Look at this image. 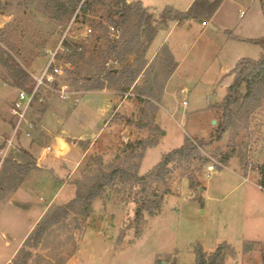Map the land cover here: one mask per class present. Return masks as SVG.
Listing matches in <instances>:
<instances>
[{
	"label": "rangeland",
	"instance_id": "rangeland-1",
	"mask_svg": "<svg viewBox=\"0 0 264 264\" xmlns=\"http://www.w3.org/2000/svg\"><path fill=\"white\" fill-rule=\"evenodd\" d=\"M31 1L0 0V47L33 80L32 76L41 73L46 63L44 50L56 47L63 34L58 23L42 13L41 4ZM263 1L224 0L211 22L217 31L210 26L200 27L193 20L188 37L182 36L180 27L173 33L170 44L181 67L170 80L169 94L162 103L155 86L154 95H142L148 83L154 84L144 73L143 81L130 87L124 80L107 84L106 89L112 93L89 91L95 82H88L87 78L97 77L100 66L82 62L65 80L68 99L43 90L30 113L35 124L32 144L43 158L39 169L31 171L34 180L22 181L25 191L18 193L17 200L26 202L28 194H32L39 204L47 205L60 180L75 168L77 171L67 180L71 184L77 180L90 184L101 168L108 171L124 166L132 155L127 144L144 142L145 147L137 149L132 163L140 162L139 173L145 175L164 155L181 148L187 137L207 142L216 137L222 112L214 106L228 94L234 82L233 70L240 60H258L264 53L260 45L252 42L264 38ZM156 6L158 11L165 7ZM109 12L107 6L94 5L85 23L79 19L70 28L68 40L74 44L90 42L93 36L102 35L99 26L109 24ZM88 28L93 30L90 41L84 38ZM120 33L110 30L112 38ZM132 60L133 57L129 62ZM71 66L73 71L75 65ZM3 76L8 77V71L0 56L1 140L9 137L12 122L7 117L8 109L20 90ZM31 79L27 89L32 87ZM163 80L161 71L159 83ZM124 87L130 90L124 93ZM141 95L142 99L138 98ZM121 100L129 102L130 107L120 106L115 111ZM111 115V123L106 124ZM47 147L52 150L47 152ZM233 149L237 152L223 166L216 155L220 157ZM202 154L210 158L209 164L201 167L195 162L192 168L174 167L166 185L152 182L145 191L132 184L111 187L94 201L90 217H79V221L72 217L44 239L36 252L37 263L196 264L195 247L213 253L227 243L230 249L225 264H264V191L259 186V167L264 161V101L251 117L249 129L241 127L238 135L227 132ZM241 156L249 162L247 172ZM94 157H101L102 162H93ZM14 164L11 160L0 161V186L15 185L14 180L8 181L14 173L23 175L24 169L14 172ZM193 170L204 188L201 193L200 187L190 188ZM75 196L76 188L66 185L56 205H64ZM147 197L154 201L152 205H158L154 215L142 207V198ZM28 218L33 219L12 206L3 211L0 263L22 240L31 225ZM250 242L254 244L247 245ZM20 248H16L14 258Z\"/></svg>",
	"mask_w": 264,
	"mask_h": 264
},
{
	"label": "trees",
	"instance_id": "trees-1",
	"mask_svg": "<svg viewBox=\"0 0 264 264\" xmlns=\"http://www.w3.org/2000/svg\"><path fill=\"white\" fill-rule=\"evenodd\" d=\"M223 1L195 0L186 12L168 6L159 14L144 7L141 2L127 4L126 0H114V3L108 4L106 0H32L31 4H41L42 13L58 23L61 35L70 23H72V27L79 19H82L81 22L85 23L94 5L100 4L109 7L110 12L107 18L109 24L99 26L104 32L102 35L93 36L90 42L83 40L74 44L70 40L65 41L68 52L61 56V60L64 64L75 65L73 71L66 70V80L79 67L81 62L95 67L100 66L97 77L87 78L88 82H95L88 89L89 91H101L109 88L107 84L122 80L130 87L144 73L150 76L149 80L152 79L154 84L150 85L148 83L141 91L142 95H154L155 86L159 91L158 98H161L164 84L175 70L177 63L169 48L165 46L149 65L147 52L157 33L160 30H167L172 22L208 21L217 12ZM112 28L121 32L120 36L112 38L110 36ZM252 42L260 45L264 50V38ZM0 56L3 67L7 68L8 71V77L3 76L4 80H12L13 86L31 91L34 81L25 73L23 68L1 47ZM131 57H133V60L129 62ZM112 60L118 61L120 68L107 69L105 64ZM161 71L164 73V80L159 83ZM233 75L234 82L229 87L228 94L221 104L214 106L222 112L216 137H212L209 142L187 137L181 148L164 155L162 160L145 175L139 173L140 162L137 164L132 163L137 149L140 146L145 147L144 142L127 144L126 147L131 149L132 155L125 160L124 166H116L108 171L101 168L100 174L90 184H82L78 180L72 183L76 187L75 198L65 205L52 206L28 236L17 256L9 264H38L36 252L40 249L44 239L56 227L66 223L72 217L78 221L79 217H90L93 213L94 201L103 194H107L106 191L111 187H115L117 184H132L142 187L145 191L146 186L152 182L166 185L174 167L175 169H182L187 165L188 168H192L195 162H199L201 167L209 164L210 158L203 156L202 151L204 152L212 147L215 142H220L227 132L235 131L238 135L241 127L244 130L249 129L251 117L262 107L264 101V53L258 60L247 58L240 60L233 70ZM29 79H31L30 82L32 81V87L27 89ZM129 87H124L122 91L124 93L128 92ZM147 90L149 91L147 92ZM142 95L138 98H141ZM141 99L139 101H142ZM11 122L14 126V122ZM3 147L4 145L0 144V150ZM236 152V149H233L231 153L220 157L219 154L215 155L220 159L219 161L223 166H227ZM240 158L244 162L245 172H247L249 162L245 161L243 156ZM92 160L93 162H102L101 157H94ZM198 170L200 171L201 168ZM195 171L193 170L191 176H189L191 189L201 187ZM259 174V186L264 191V161L259 167ZM167 193H171L170 188L167 189ZM153 196L157 197V193L154 192ZM153 202L149 197L142 198V207L149 211L150 215H154V210L158 209L157 204H155L156 206L152 205ZM80 224L77 225L80 226ZM76 228L78 229V226ZM253 244L250 242L247 245ZM227 249H230V245L227 243L220 245L213 253L206 252L202 247H195L196 264H225L228 256ZM156 264H163V262L158 261Z\"/></svg>",
	"mask_w": 264,
	"mask_h": 264
},
{
	"label": "crops",
	"instance_id": "crops-1",
	"mask_svg": "<svg viewBox=\"0 0 264 264\" xmlns=\"http://www.w3.org/2000/svg\"><path fill=\"white\" fill-rule=\"evenodd\" d=\"M194 1L195 0H137V2H141L144 7L149 8L150 10L156 11L158 14L160 12H162L168 6L169 7H173V8H175L178 11L186 12L192 6ZM156 4H159V5H162V6H165V7L161 11H158ZM213 17H214V15H213ZM212 18L210 20H208V21H204L203 23H201L200 20H196V22H198V24L201 25L200 27L206 28L207 26H210L212 29H214V31H217V29L214 28V26L211 23L212 22ZM192 21L193 20H187V21H183V22H172V23H170L169 28L167 30H160L157 33L153 43L151 44V46H150V48H149V50L147 52V60H148L149 63H152L155 60V58L157 57V55L159 54V52L161 51V49L163 47L167 46L169 48V50L171 51L175 62L177 63V66H176L175 70L167 78V80H166V82L164 84L162 95H161V98L159 99L160 100L159 102H161V103L164 100V96H167L169 94V82H170V80L173 78L174 74L177 71H179V68L181 67V63L177 60L176 55L174 53V50H173V48H172V46L170 44V39H171L173 33L177 29H179V27L183 29L182 36L183 37L184 36L188 37L189 35H188L187 30L191 27ZM204 31H205V29L202 32H204ZM183 37H181V38H183ZM158 40L160 41L159 45L154 50V45H155V43ZM142 77L143 76L141 75L137 79L136 82L137 83H141L143 81ZM1 89L2 88H0V90ZM92 92H101V93L111 92L112 93L113 91L104 89V90H101V91H92ZM120 106L122 108L123 107H130V103L127 102L126 100H121L115 111H117L118 108H120ZM7 117L10 120V122L13 121L9 117V115ZM111 119H112V115H111L110 119L108 121H106V124L109 123V122L111 123ZM9 131H10L9 132V137H10L11 134H12L11 132L13 131V125H12V128H10ZM32 141H33L32 139H27L23 135L19 137L18 144L20 146L21 152L19 154H15V153L11 154L10 157L6 161L11 160L12 162L15 163L14 164V168H15L14 172L17 169L18 170L24 169V172H21V173H23V175L17 176L18 174L16 175L14 173L13 176L10 177L11 179L8 178V181L9 180H11V181L14 180L15 185L7 186V188H5L3 186H0V217H1L2 213H3V211L8 208V206H12L17 211L22 212L24 215H29V216L32 215V218H33V219L28 218V220L31 221V225L27 229V231H26L25 235L23 236L22 240L18 243V245L16 247L18 249L26 241L28 236L32 233V231L34 230L36 225L41 221V219L47 213V211L52 206L56 205V200H57L58 196L60 195V192L63 189V187H65L66 185L74 186L73 184H71L67 180V178H68V176L70 178L77 171V168H75V169L71 170V172H69V174H67L65 178H63V179L60 178L61 180L58 179V181L60 180V185H58L56 192L51 197V200L49 201V203L47 205L43 206V205L39 204L37 198H35L32 194H30V195L28 194L26 202L22 203L21 201H18L17 200L18 193L20 191H25L23 185H21L22 181H25V183H26L27 181H33L34 180L33 176H32L33 172H31V171L34 170V169H39V166H38L39 164L38 163L43 158L42 152H38V150L36 149V146L34 144H32ZM62 146H64V145H62ZM61 149H62V147H61ZM260 189L262 190L261 187H260ZM33 192L34 191H32V193ZM57 206H59V205H57ZM34 209H36V211ZM2 237L4 238V235H2ZM16 248L11 253V255L5 261H3L0 264H8V263H10L11 260L16 255V252H15Z\"/></svg>",
	"mask_w": 264,
	"mask_h": 264
},
{
	"label": "built area",
	"instance_id": "built-area-1",
	"mask_svg": "<svg viewBox=\"0 0 264 264\" xmlns=\"http://www.w3.org/2000/svg\"><path fill=\"white\" fill-rule=\"evenodd\" d=\"M127 4H134L137 0H126ZM72 23L69 24L67 29L63 32L60 42L54 48H46L44 54L46 57V63L41 73L36 74L33 77L34 86L31 91L20 89L16 95V98L12 101V104L8 110L9 117L13 120L14 126L10 137L6 139H0V144L4 145L1 150V162L3 163L10 157L11 154H19L21 152L18 144L20 136H24L27 139H32L35 131V124L30 118V113L34 102L39 98V95L43 90H52L57 92L60 98L66 100L70 96L68 92V86L66 85L67 69H73L71 64H64L61 60V56L68 52V48L65 46V41H68L70 28ZM111 30L114 31V28ZM92 28H88L84 38L89 40L92 38ZM118 65V61L112 60L105 64L107 69L115 68ZM187 103L184 102V105ZM47 152H50L51 147H47ZM210 171H213V167H209Z\"/></svg>",
	"mask_w": 264,
	"mask_h": 264
},
{
	"label": "water",
	"instance_id": "water-1",
	"mask_svg": "<svg viewBox=\"0 0 264 264\" xmlns=\"http://www.w3.org/2000/svg\"><path fill=\"white\" fill-rule=\"evenodd\" d=\"M200 22H201V23H203V22H204V20H200ZM216 122H217V121H214V123H216ZM63 148H64V146H62V149H63ZM202 190H203V188H202V187H200V188H199V191H200V193L202 192Z\"/></svg>",
	"mask_w": 264,
	"mask_h": 264
}]
</instances>
